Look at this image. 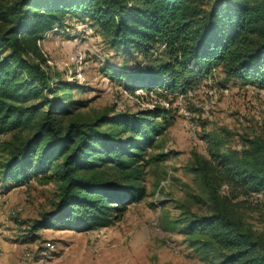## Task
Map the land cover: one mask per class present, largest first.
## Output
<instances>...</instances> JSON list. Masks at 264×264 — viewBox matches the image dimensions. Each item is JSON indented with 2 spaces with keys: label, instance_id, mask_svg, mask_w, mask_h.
I'll return each mask as SVG.
<instances>
[{
  "label": "trees",
  "instance_id": "16d2710c",
  "mask_svg": "<svg viewBox=\"0 0 264 264\" xmlns=\"http://www.w3.org/2000/svg\"><path fill=\"white\" fill-rule=\"evenodd\" d=\"M66 17L149 62L145 80L130 84L133 73L103 68L123 75L127 90L159 87L156 96L169 102L167 93H185L215 68L264 87V0H0V135L8 134L0 178L55 184L23 241L39 238L40 228L81 231L118 220L146 194V150L173 116L159 102L79 111L86 100L71 90L82 84L52 70L38 43ZM188 167L204 211L181 212L187 244L210 264H264V231L243 216L250 205L264 214V136L241 135L240 147L195 155Z\"/></svg>",
  "mask_w": 264,
  "mask_h": 264
},
{
  "label": "rangeland",
  "instance_id": "374dc122",
  "mask_svg": "<svg viewBox=\"0 0 264 264\" xmlns=\"http://www.w3.org/2000/svg\"><path fill=\"white\" fill-rule=\"evenodd\" d=\"M38 43L52 70L82 84L71 90L74 98L86 100L79 108L82 113L90 115L110 104L137 110L159 102L169 106L173 116L146 150V194L108 225L81 231L40 228L39 238L23 241L31 219L50 207L55 184L0 178V227L20 243L18 264H210L179 231L183 209L204 211L195 201L199 188L188 166L195 155L206 157L214 148L240 147L241 135L264 136V87L227 77L215 68L185 93H167L172 98L167 102L156 96L159 87L127 90L123 75L103 72L111 66L131 72L130 84L145 80L142 74L149 62L140 54L123 56L109 47L86 20L66 17L61 25L44 31ZM7 136L1 134L0 140ZM3 157L0 143V161ZM11 206L20 208L10 213ZM250 206L243 208L245 221L264 231V214Z\"/></svg>",
  "mask_w": 264,
  "mask_h": 264
},
{
  "label": "crops",
  "instance_id": "0c3cea01",
  "mask_svg": "<svg viewBox=\"0 0 264 264\" xmlns=\"http://www.w3.org/2000/svg\"><path fill=\"white\" fill-rule=\"evenodd\" d=\"M46 229H49V228H46ZM0 230L2 231V236H3L1 237V246H2L3 252H2V255L0 256V264H18L19 259H18L16 247L20 243H18L17 240H14L12 238L9 239L10 235L6 234L7 229L0 227ZM53 230H59V229H53ZM67 230H72V229H67Z\"/></svg>",
  "mask_w": 264,
  "mask_h": 264
},
{
  "label": "built area",
  "instance_id": "2783aa9c",
  "mask_svg": "<svg viewBox=\"0 0 264 264\" xmlns=\"http://www.w3.org/2000/svg\"><path fill=\"white\" fill-rule=\"evenodd\" d=\"M214 69V68H212ZM20 208V206H11L8 210V212L10 213H14L16 212L18 209ZM2 252H3V249H2V246H1V236H0V256L2 255Z\"/></svg>",
  "mask_w": 264,
  "mask_h": 264
}]
</instances>
